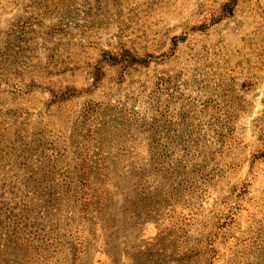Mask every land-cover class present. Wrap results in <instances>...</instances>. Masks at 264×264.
Listing matches in <instances>:
<instances>
[{
    "label": "rangeland",
    "instance_id": "obj_1",
    "mask_svg": "<svg viewBox=\"0 0 264 264\" xmlns=\"http://www.w3.org/2000/svg\"><path fill=\"white\" fill-rule=\"evenodd\" d=\"M226 1L0 0V264H264V0Z\"/></svg>",
    "mask_w": 264,
    "mask_h": 264
},
{
    "label": "trees",
    "instance_id": "obj_2",
    "mask_svg": "<svg viewBox=\"0 0 264 264\" xmlns=\"http://www.w3.org/2000/svg\"><path fill=\"white\" fill-rule=\"evenodd\" d=\"M235 0H227L220 8L219 14L216 16V18L213 19L212 23H217L224 17H228L232 14L234 6H235ZM134 63L142 62L140 59L135 58Z\"/></svg>",
    "mask_w": 264,
    "mask_h": 264
}]
</instances>
